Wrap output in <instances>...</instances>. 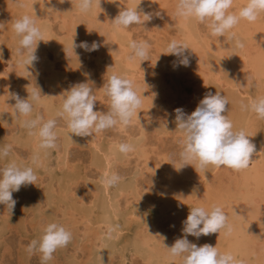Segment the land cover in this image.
<instances>
[{"label":"rangeland","instance_id":"rangeland-1","mask_svg":"<svg viewBox=\"0 0 264 264\" xmlns=\"http://www.w3.org/2000/svg\"><path fill=\"white\" fill-rule=\"evenodd\" d=\"M11 1H13V0H11ZM14 1L17 3H14ZM14 1L11 2V5H12L11 9L6 10L5 12L0 11V23H2L4 25V26L0 27V31L2 29V31L0 32V59H1L0 60V73L1 72H8L7 78L3 79L1 84H0V148H3L4 145H11L12 146V150H11L9 157H7L5 161L4 160L0 161V167L5 166L9 162V160L15 161L17 163L19 162L18 164H20V163L23 165L25 164L26 166L31 165L34 167V170H35L36 174L38 175V181L36 183L37 186L28 185V188L30 187L29 189H27L30 193L28 196L25 195L22 188L19 192L13 193V199H15L17 201V203H16L17 206L15 205L12 212L10 210H7L6 205L0 204V222H1L0 223V264H41V259H40L41 254L40 253L34 252L33 254L30 255L26 250L27 246L29 245V243L32 240H39L40 237L42 236L41 235L42 232L39 231V228H40V225L45 222L44 219H46L45 217L37 218V215H36L35 209H34V207L36 205L35 202L39 203V207H40L39 209H41V211L43 210V212H45L47 215H49L52 218V222H56L58 224L65 226L68 230L71 231L72 236H73V239L68 244V246L65 248L58 249L54 253V258L51 261H49L48 264H89V263H92V262H90V258H89L90 247L93 246V244L91 245L90 239H92V238L94 239V237H93L94 233H93V235H92V233H91V235L85 233L86 229H85L84 223H82V222H84L82 215L75 212V216L70 220L68 215L65 214L67 207H66V202L63 201V199L65 200L67 197H62L63 199L61 198L63 203L57 202V200L54 199V201H55L54 205L52 204L50 206V205H48V200L43 198V193L50 190L51 187H54L55 191L60 192L58 182L57 181H51V179H50V174H51V171H50L51 168L50 167L55 166V164L58 163L60 160L61 161L64 160L66 162L67 166H69L68 168L71 171L73 170L72 172H74L73 174L75 175V179H78V180H76L75 183L71 184V188H72L71 190H72L73 196L76 198L75 201L74 200H72V201L78 205L84 203V205L88 208L94 199V195H93L91 188L87 184L86 180L89 179V180L96 181L100 177V172H99V170H97L95 167H93L91 165L92 153H91L90 148L82 147L80 145H73V146H71L69 151L65 154V150L63 149L64 148V146H63V135L61 134V132L66 131L68 128L66 121L59 116H52V117L48 116L46 114V106L44 104L38 105V101H36L37 103L30 101V103H33V112L31 113V116L27 117L26 119H34L37 116H43L45 120H47V119L57 120V128H56L57 136H58L57 147L55 149H47V154H48L49 160L47 159L46 165H42V167L39 166L41 164H38V167H39L38 168L37 165L36 166L32 165V157L33 156H32L31 149L28 147L21 146L17 142L18 136H19V138L20 137L23 138L24 137L23 135L29 133V129H27L24 126L25 118L24 117H17V114L13 108V106L15 104V100L12 99V94L16 93V94H19V96H20V88H21L23 81H22V79H21V77L17 71V68H16L17 65L16 64L13 65L11 63H12V61H15V60L18 61V59H19V61H23V59H24L21 55L18 54L20 37H18L16 35V33L13 29L14 22L16 20L22 18L23 16L28 15L37 21V24L40 28L43 27V28H46V30L48 32L50 31L49 33L51 35H53L54 38L66 39V38H68V35L71 34L72 42L76 45V47H74V45L70 46V44H69V46L67 47V46H65V43H66L65 42L62 45L65 48H64V50L62 48V50H61L62 52H60L61 57L57 60H55L54 52L50 47H47V46L43 47L41 49L43 51L41 52V50H40V52H39L42 55H39V53L38 54L36 53V55L38 57V61L34 62L33 65L29 64V73H30L29 82H30L31 90L27 92V95L24 98L28 99L29 94H31L34 90L39 91V88H40L41 99L39 100V102L40 101L48 102L49 100H51L53 105H55V107L57 106L56 108L62 107L63 97L60 98L59 96L65 90L69 89L73 84L80 83L81 82V80H80L81 74L80 73H83L85 76H87L88 82L91 83L90 87H92L93 94L96 96L97 102H96V106H95L94 110L98 109L97 111L106 112L108 110V107H109V101H108V98L106 97L105 91L103 90V86H104V83L107 81L108 77L105 73H103L101 61L98 60V58L96 59V57L98 56V52L97 51L88 52V51H85L83 48H79V45L81 44L83 38H85V36H87V34H89V32L87 31L88 30V24H87L88 21L87 20L85 21V19L81 18V20L79 21V26H78L79 31L74 32V33H70V31H69L70 28H67L69 30L62 29V24H63V21L61 19L62 14L57 7L58 2H60L61 0H14ZM107 1L115 2L116 3V7H115L116 9L114 8L113 10L112 9L108 10L106 7ZM131 1H133V0H98L99 3L94 5V7L91 9L93 11L89 10V13H91L90 17L93 19V21L96 22L100 18V16L102 15L101 18L108 21L110 24H113L114 19L117 17V15L119 14L120 11L130 8V2ZM141 1H143L147 5L146 10L152 14V18L149 21H143V18H142L141 24L132 25L128 29H120L119 28V30L121 31V35L126 39L125 41H126L127 47L129 48L130 55L132 54V49L129 47L131 41H137V42L146 41L150 45L149 55L147 57V61H141V60L139 61L140 62L139 74L141 76L138 75V77H139V80L141 82H139L138 78H137V80H136L137 84H135L139 88V93H140L141 97L142 98L143 97L148 98L150 102H149V104H147V108L138 112L139 116H138V118L137 117L135 118L134 123L131 126H128L125 128L117 127L114 129L106 130L100 134H96L99 137H101L102 139H104L105 142L114 141V142H117L119 144L120 143H128L129 139L132 138L136 143H137V141L141 142V143H137V144L141 145V149L143 152L141 155V156H143V158L140 157V155L136 154V151L128 154L127 157L125 158V160L123 161V163H119L115 167V173H118L122 177V179L118 185L112 187V188H114L113 189V195H115L117 193L116 190L119 187H123V189H125L124 191H129V193L135 192V195H132V194L128 195V192L121 194V195H120V193L119 194L117 193L115 195V196L120 195V197L117 198V201H118L117 205H118V208L120 211L119 215H121V217L119 216L117 218V220L115 219L113 221V222L119 221L118 223L116 222L118 225L116 223H113V224H114L115 228H118L117 230L121 234V236L119 234V238H118L119 241H117L118 244H117V248H116L118 250L112 256L111 264H132V263L133 264H146V260H145L146 258H143V257L148 256V253L146 251L147 249L146 250L144 248H143L144 250L142 248L138 249L139 243L142 244V242H143L142 241L143 239L141 237H138V236H140L141 234H142L141 236H143V237L145 236V230H144V232H142V231H143V228H145L144 225L147 224V222L149 221L150 218H152V220H153V219H157V217H159L158 215H160V213L163 211L162 210L163 208H160V207L164 204L163 201L165 199V194H166L165 190L169 187L168 181H169L171 176H175L176 172L182 170V169H180V152L182 150L181 141L183 139V136H182L183 133L177 129V125L175 123V118H174L175 113L172 111H174L177 108H182L180 106L181 104L187 103L186 101H190L194 97V94H193L194 90L193 89H195V84L198 82L195 81V79L193 77H196L199 75V74H197V72H195V74H194L193 73L194 70L198 69L196 71H198L199 73H203L205 71V69L203 68L204 64L203 65L198 64V65H202L199 68L197 66V64L195 65L194 63H192L193 65H190L191 68L190 67L188 68L190 70V72L188 71V69L182 70L184 72L175 71L176 72V77H175V72L172 70V67H171L172 71L168 70L165 73V78H167L166 81H167V83L169 82L168 85L170 84V86L172 87V90L170 92V96L172 97L173 101L175 98L177 100V102L174 101L175 103H173V107L175 109L170 111L169 110L170 107H168V105H167V100L163 97H160V95H158L157 92L154 90V88H153L154 86H152L153 82L152 81L144 82L145 80L141 77H143V75H145V74H148L149 68H150L149 70H152V68H153L157 72H159L160 71L159 65L162 63V61L164 59L169 58V57H166L168 54L166 51L168 44L172 40H176L178 42L179 39L182 38V35L186 32L185 29L182 26L180 27L179 26L180 24H178L180 17H178L176 19V14L174 15V13H176L175 10L177 7L178 0H155L157 2L155 4H151L153 0H141ZM238 3H240L239 5H241V7H243L246 4V2H238ZM242 3H243V5H242ZM16 4L18 6H16ZM21 4L23 6H21ZM100 4H101V7L97 6ZM45 7L46 8L48 7L47 10ZM234 7H235L234 10H237V11L239 10L238 4L237 5L234 4ZM94 8H97V9H94ZM34 9H35V11H34ZM99 9L101 10V11H99L100 16H99V13L97 12ZM29 10H31V11H29ZM104 10H106L108 12H105ZM150 10H151V12H150ZM111 11H113V12H111ZM35 12L38 14H36ZM93 12H95V13H93ZM103 12H105V13L103 14ZM156 13H159V15H156ZM260 15L261 16H259L258 18L261 21L262 20L264 21V13H262ZM189 20H190V22H189L188 28H191L192 31L194 29V32H195L196 31L195 29H197V27H198V29L195 33L197 35H199L198 37H200L202 41H204V40L207 41V43H209L210 46H215L219 43H221V46H224L225 45V44H223L224 39H228V37L233 33V32H231L230 35L228 33L225 34L226 35L225 38H223V37L222 38L212 37V36H210L208 29L206 28L205 25L198 23L195 19H193V20H195L194 22L192 19H189ZM174 21L178 22V23H175ZM194 24H195L196 28H194ZM192 27H193V29H192ZM84 28H86V29L84 30ZM97 28L99 29V27L96 24V27H95L96 31L98 30ZM180 32H181V34H180ZM90 37L92 38V36H90ZM67 49H68V51L70 50V52H67V54L64 55V52H66ZM212 52L213 51H211V53H210L212 58L217 57V59H218V54L215 55V53L213 52L214 54H212ZM42 56L45 57L46 60L51 62V64L54 67V70L56 71V74L60 75L59 76L60 80L57 81V83H56L57 84V90H58V94H57L56 98H52V96H50L51 95L50 89L46 84V81H47V78L50 74V71L46 67H44L42 63H40V57H42ZM43 57L41 58V60L43 59ZM68 57H72V59L74 60V63H70L68 60ZM217 59H215V61ZM191 70H193V71H191ZM171 72H173V74H174L173 78L174 77L176 78L173 80L176 81L179 79L178 81H176L174 83H172L170 81V79L172 77ZM178 73L180 74V77H179ZM189 73L192 75V78H190L191 75ZM170 74H171V76H170ZM213 74H214L213 77L210 78L211 82L208 83V85L210 84L208 86L209 89L207 91H205L204 95H206V93H209V92H211L212 94H215L217 92V90L222 95H225L228 99V102L230 103L228 105V106H230V107H228L229 113H230V114H228V116L232 117V119L230 117L229 118L231 119V121L235 127L234 130L235 129H238L236 131L243 130V131H245L246 135L247 134L250 135L249 126H246V125L247 124L250 125V123H248L250 121L249 120L250 115H252V114L254 115L255 113L251 112L250 109L244 108L242 106H249L253 100L259 98L258 96H261L263 94L264 87L261 85L262 83H259L258 81H256L254 79L249 87H241V86L236 87L237 84L235 83L234 79L232 80L233 74L231 73V71L229 69H227L225 71L224 75L222 76L223 77V78H221V79H223V80H221L222 83H219L220 79L219 80L217 79L215 72ZM228 75H230V77ZM194 82H196V83H194ZM214 84H215V86H214ZM141 87H142V89H141ZM221 87H223V88H221ZM235 88H236L237 92L235 91ZM151 89H152V91H151ZM261 90H262V92H261ZM144 91H146L149 95L147 93H145ZM181 91L183 93H181ZM241 91L245 92V93L248 92V94L245 95ZM255 91H257V92H255ZM173 92L174 93L176 92V94L173 95ZM253 92H254V95L252 94ZM46 96H49V97H46ZM230 96L232 97V100H231ZM195 100H197V99H195ZM146 103H148V102H146ZM177 105H178V107H177ZM197 106H196V104L193 105V111H195V108H197ZM248 111L250 112L249 113L250 115L248 114ZM171 113H173L172 116H171ZM185 113L188 114V112H185ZM169 114H170V116H169ZM225 114H227V113H225ZM246 116H248V117H246ZM255 116H257V115H255ZM170 117H173L174 119L171 118L169 120ZM234 119H236V120L233 121ZM247 119H248V122H247ZM6 120H7V122L9 121V123H6L5 122ZM260 120L262 123V125L260 126V130L263 129L262 130L263 132L260 131V134L262 135L264 133V120H262V119H260ZM167 121H168V124H167ZM244 127L245 128L248 127V128L244 129ZM161 129H163L164 132H166V133L162 134ZM177 131H180V132L178 133ZM93 136H95V135H93ZM140 140H142V141H140ZM63 156H64V158H63ZM14 157H16L17 159ZM263 157H264V153H263ZM252 165H253V163L250 164L249 167H252ZM58 167H59L58 168V174H61L62 173L61 167L64 168V166L60 165ZM193 167L192 166H186L185 168H183V169L188 168L189 170L191 169L189 171L191 173L189 174V178H188V179H190V181H188V179H186V181H185V182H187V184H186L187 187H185V189L188 192L190 191V193H191V190L193 191L191 193V195H195V193H197L199 191V190H197V187L200 189L202 186H208V188L210 186V188L213 187V189L215 186H217L215 188L214 194L217 193V195H218V193L221 192V190H222L221 186H223V188H225L224 189L225 192H227L228 194L230 193V195L235 194L233 199H235V197H236V199H235L236 203L232 204L233 202L229 198H231L233 196H230V195L228 196L224 192L226 194V197H225V196H223V192L219 193V196H223L224 200L231 203V204H227L228 202H226L220 206L225 211V214L227 213L226 215L228 216L229 220L231 218L229 216L230 213H228V212L230 211V209H232L231 206L238 208L237 210H239V208L241 210H244L245 206H247V204H249V201H252V200H253L252 203H254V201H256V202L254 204L250 203L251 206L253 208H254V206H255V208L258 207L260 212H262L261 215H264V204H263L264 203V193L262 194V193L255 192V193L251 194L252 186L250 187L248 185L243 184V182L241 181V172L240 171L238 172L236 170L229 169L227 167L215 168L214 170H212L211 167L209 168L210 170H207L208 169V167H207V168H205V171H204V170H200V169L195 170V168L193 169ZM36 169L38 170V172ZM138 170H140V172ZM211 170H212V172H210ZM215 170H217L218 172L215 173L216 172ZM249 170H250V168H247L246 171H249ZM192 171H194V172H192ZM201 171L203 173H206V174H204V176H205L203 178L204 180H199V178L202 177L199 175V173H201V175H203ZM213 171H215V172H213ZM210 173H212V174L210 175ZM208 174H209V176H208ZM214 175H215V177L217 175L218 178L212 177ZM210 176H211V179H210ZM193 178H194L195 182H193ZM196 178H197V180H196ZM206 180L208 181L209 184L207 183ZM234 180H236V181H234ZM204 181H206V182L203 183ZM217 181H218V183H217ZM185 182H183V183H185ZM238 185H240L241 187ZM193 186H195V187H193ZM228 186L230 187V189L228 188ZM234 186L236 189L234 188ZM33 187H34V190H33ZM182 187H184V186H182ZM246 187L247 188L249 187L248 188L249 190ZM41 189H42V192H41ZM216 189H218L219 191L217 190L218 192H216ZM247 190H248V192H247ZM212 191H214V190H212ZM33 192L37 193L38 195L33 194ZM199 192L194 196L195 198H193V196H192V200L194 201V203H190L187 206V208L189 209L188 212L190 211L191 205H192L191 207H193L194 205L197 206L200 203V201H198V194H199V199L202 200L203 202H205V204H204L201 201L203 203L202 204L203 207H204V205H207V207L210 206V204H208V203H210V199L204 198L203 193H201V192H204V187H202V189ZM241 192H242V196L244 195L243 192L245 193V195L243 197L241 195H239V193H241ZM200 194L202 195L201 197H200ZM238 195H239V198L237 200ZM240 196L242 198H240ZM248 196H250V198ZM246 197L249 198V201H248V198H246ZM69 202H71V201H69ZM196 202H197V204H196ZM212 202H214V200ZM237 203L240 206L236 205ZM56 204H57V206H55ZM32 205H34V207H32ZM233 205H236L238 207L233 206ZM133 206L135 208H133ZM136 206H138V207H136ZM196 206H194V207H196ZM23 207L25 209H23ZM120 207H121V209H120ZM207 207L205 206V208H207ZM243 207H244V209H243ZM137 208H139L140 211ZM46 209H48V211ZM131 209H132V211H131ZM129 210H130V212H129ZM52 212H53V214H52ZM94 212H95L94 218L96 219V221H98L99 218H96V217H99L102 214V210L100 209V207H97L94 210ZM127 212H128V214H127ZM134 212L138 213L140 215L139 216L140 218L132 216V214ZM241 213H244V212H241ZM123 214H125V215H123ZM149 214H150V216H148ZM127 215L129 216L128 218H126ZM145 215H147L148 218ZM53 216L54 217L56 216V217L54 218ZM120 218H122V219H120ZM142 218L143 219L145 218L144 222H143ZM127 219H128V221H127ZM124 220H126V222ZM135 221H139V222L135 223ZM125 223H128L129 225H127ZM140 223L143 224V225H140L141 227L139 226ZM162 224L164 227V225L166 223H162ZM116 225L118 227H116ZM120 225H121V227L119 228ZM138 226H139V228H137ZM257 227H258V225H257ZM98 228L99 227L97 225L92 227L91 232L99 233ZM125 228H127L126 231L122 230ZM37 231H38V233H37ZM136 232H137V235H136ZM106 233H107V230H106ZM36 234H37V236H36ZM154 234H153V236H154V238H156L155 241H157V242L160 241V239H161L160 234L159 233H154ZM132 239H134V240H132ZM134 241H135V244H134ZM259 241H260V243H259ZM259 241H258V247L257 248L259 250L260 249L263 250L264 249V239H261ZM119 242H120V245H119ZM126 243H127V245H126ZM154 244L156 245V248H157L158 244H156V242L153 243V245ZM123 245H124V247H123ZM136 249H138V250H136ZM136 251H138V252H136ZM116 254H117V256H116ZM243 261H244V263H246L245 260H243Z\"/></svg>","mask_w":264,"mask_h":264},{"label":"bare ground","instance_id":"bare-ground-1","mask_svg":"<svg viewBox=\"0 0 264 264\" xmlns=\"http://www.w3.org/2000/svg\"><path fill=\"white\" fill-rule=\"evenodd\" d=\"M10 1L11 0H0V9H1L0 11L1 12H5L6 10L11 9V6H12L11 2H13L14 0L11 2ZM238 2H246L247 3V0H235L234 4L235 5L238 4V9H239V8H241V5H239L240 3H238ZM14 3H17V2L14 1ZM155 3H157V2L155 0H153L151 4H155ZM242 5H243V3H242ZM16 6H18V5L16 4ZM97 6H99V5H97ZM57 7L62 14V18H61L63 21L62 29L70 28V30L67 29L70 31V33H74V32L79 31L78 26H79V21L81 20V18L85 19V21L86 20L88 21V23H87L88 24V30L87 31L89 32V34H87V36H85V38H83L82 42L87 41L89 46H91L92 42L95 41L99 45V48L97 50L98 56L96 57V59L98 58V60L101 61L103 73H105L107 75V77H109L113 74H117V75H120V76H123V77H126L128 79L133 80L134 84H137V82H136L137 78H138V81L141 82L139 80V77H138V75H140L139 74V71H140V67H139L140 62L139 61L140 60L130 61L128 59L130 56V51L126 45V41H125L126 39L121 35V31L119 30V28L115 27L113 24H110L108 21L101 18L102 15L100 16V13H99V11H101L100 9L98 11L96 10L99 13L100 18L95 22L90 17L91 13H89V11L86 13H83L80 11L79 0H61L60 2H58ZM106 7L108 10H111V9L113 10L116 7V3L107 1ZM47 8H46V10H47ZM130 8L134 9V10L138 9V11H140V12H148L146 10L147 5L141 0L131 1L130 2ZM94 9H97V8H94ZM31 10H29V11H31ZM34 11H35V9H34ZM91 11H93V10H91ZM104 11L108 12L106 10H104ZM105 12H103V14ZM111 12H113V11H111ZM150 12H151V10H150ZM93 13H95V12H93ZM36 14H38V13H36ZM175 14L176 13H174V15ZM177 18H178V16L176 15V19ZM194 21L195 20H193V22ZM189 22H190L189 19L186 20L183 18H179V23L175 22V23L180 24L179 26L180 27L182 26L186 31L185 33L182 31L184 34L182 33L183 34L182 38H180L178 42L186 45L187 48L189 49V50H186V53H185L189 57V60H190L189 65L188 66L180 65L178 67L174 66L173 61H177V64L179 63L177 58L175 56H172V55H167L166 57H169V58L164 59L162 61V63L159 65L160 66L159 72H157L153 68H152V70H149L150 69L149 68L148 74H145V75H143V77H141L145 80L144 82H148V81L153 82L152 86H154L153 87L154 90L157 92L158 95H160V97H163L167 100V105H168V107H170V109H169L170 111L175 109L173 107V103H175L174 101L177 102V100L175 98L173 101L172 97L170 96V92L172 90V87L170 86V84L168 85L169 82L167 83V81H166L167 78H165V73L168 70H170V71L173 70L174 72L175 71L184 72L182 70L188 69L190 67V65H193L192 63H194L195 65L197 64V66L199 68H200V66H202L204 64L203 68L205 69V71L203 70L204 71L203 73H199L198 71H196L198 69L194 70V72H193L194 74H195V72H197V74H199L198 76L193 77L195 79V81L198 82V83L194 82V83H196L195 89H193L194 90V93H193L194 97L192 96L194 99L192 98L190 101H186L187 103L180 105L185 110V112H188V115L191 114L192 112H194L193 111V105L196 104V106H197L199 104V102L204 98L205 91H207L209 89L208 86L210 84L208 85V83L211 82L210 78L213 77L214 72H215L217 79L218 80L220 79L219 83H222L221 80H223V79H221V78H223L222 76L224 75L225 71L227 69H229L231 71V73L233 74L232 80L234 79L235 83L237 84L236 87H238V86L249 87L254 79L256 81H258L259 83H262L261 85L264 87V21L263 20L261 21L258 18L257 21L254 23H249L246 20H242L238 24V26L232 30L233 33L231 35H230L231 32L228 33L230 36L229 37L227 36L228 39H224V43H223V44H225L224 46H221V43H219L215 46H210L209 43H207V41H205V40L202 41L201 38L198 37L199 35H197L195 33L197 31L198 27H197V29H195L196 30L195 32H194V29L192 27V29H193V31H192L191 28H188ZM96 24L99 27V29L97 28L98 29L97 31L95 29ZM194 28H196L195 24H194ZM40 29L44 33V41L45 42L41 41L39 43V46H38L37 52H36L37 54L40 52V50L43 47L47 46L53 50L55 60H57L61 57L60 52H62L61 51L62 48L64 50L65 47H63L62 45L65 42H66L65 46H67V47L69 46V44H70V46L74 45V43L72 42L71 34H69L68 38H66V39H61V38L59 39V38H54L53 35H51L49 33L50 31L48 32L46 30V28L41 27ZM85 29L86 28H84V30ZM1 31H2V29H1ZM180 34H181V32H180ZM90 36H92V38ZM237 42L239 44H242L243 46L242 47L237 46ZM42 51L43 50H41V52ZM211 51H213L215 53V55L218 54V59H217V57L216 58L214 57L215 59H217L216 60L217 62L215 61L214 58H212V56L210 54ZM67 52H70V50L68 51V49H67L66 52H64V55H66ZM213 52H212V54H214ZM39 55H42V54L39 53ZM42 57H40V63H42L43 66L46 67L50 71V74H49L47 81H46V84L50 89V94H51L50 96L56 98V96L58 94L56 83H57V81L60 80V77H59L60 75L56 74V71L54 70V67L51 64V62L46 60L45 57H43V59L41 60ZM68 60L70 63H74V60L72 59V57H68ZM11 64L17 65V67H16L17 71H18V73H19V75L23 81L21 88H20V97L23 99H26L24 97H26L27 92L31 90V86H30V82H29V79H30L29 64H25V63H23V61H19V59H18V61L17 60L12 61ZM198 64H202V65H198ZM171 67H172V70H171ZM188 71L190 72L189 69H188ZM191 71H193V70H191ZM80 74H81V76H80L81 82H88L87 76H85L83 73H80ZM171 74H172V77H171L170 81L172 83L179 80L178 79L180 77L179 73H178L179 77L177 76L178 80H176V81L173 80V79H176L175 78L176 72H175L174 78H173V75H174L173 72H171ZM171 74H170V76H171ZM7 76H8V72H1L0 73V84H1L3 79L7 78ZM228 76L230 77V75H228ZM190 78H192V75ZM204 82H205V85H204ZM215 84H214V86H215ZM221 88H223V87H221ZM141 89H142V87H141ZM151 91H152V89H151ZM235 91H236V88H235ZM144 92L147 93L146 91H144ZM217 92H218V90H217ZM255 92H257V91H255ZM261 92H262V90H261ZM181 93H183V92L181 91ZM242 93H244L245 95L248 94V92H246V93L242 92ZM174 94H176V92L175 93L173 92V95ZM252 94L254 95V92ZM258 97H264V92L261 96H258ZM195 99H197V100H195ZM142 100H143L142 107L139 111L147 108V104H149V102H150L149 99L146 97L145 98L143 97ZM231 100H232V97H231ZM146 102H148V103H146ZM41 104H44L46 106V114L50 117L56 116L57 113L61 111V107L56 108L57 106L55 107V105H53L51 100H49L48 102H42V101L39 102L38 101V105H41ZM177 107H178V105H177ZM228 107H230V106H228ZM172 112H174V111H172ZM249 113L250 112L248 111V114ZM172 114L173 113H171V116H172ZM228 114H230V113H228ZM252 115H250V119H249L250 121L249 122L247 119V122L250 123V125L247 124L246 126H249L250 130L249 129L248 130L250 132V135H248V134L247 135L250 137L251 141L256 145V153L252 157V160H253L252 167H248V168H250V170L246 171L247 169H244V170L240 171L241 172V181L243 182L244 185H248L250 187L252 186L251 194L255 193V192L263 194L264 193V157H263L264 133L262 135L260 134V131L263 132L262 131L263 129L260 130V126L262 125L261 120L258 119L257 116H255L256 114H254L253 116ZM138 116H139V114L137 113V118H138ZM169 116H170V114H169ZM246 117H248V116H246ZM171 118H173V117H170L169 120ZM230 118L232 119V117H230ZM235 120L236 119H234L233 121H235ZM5 122L9 123V121L7 122V120ZM167 124H168V121H167ZM247 128L248 127H246V128L244 127V129H247ZM235 130H238V129H235ZM161 131H162V134L166 133V132H164L163 129H161ZM177 132L179 133L180 131H177ZM61 134L63 135V146H64L63 149L65 150V154L69 151V149L73 145H80L82 147L90 148L91 153H92L91 165L93 167H95L97 170H99V172H100V177L96 181L89 180V179L86 180L87 184L89 185V187L91 188V190L93 192L94 199L88 208L84 205V203L78 205L72 201V200L75 201L76 198L73 196V193L71 190L72 189L71 184L75 183L76 180H78V179H75V175L73 174L74 172H72L73 170L71 171L68 168L69 166H67V164L64 160H62V161L60 160L58 163L55 164V166L50 167L51 168L50 179H51V181H57L58 182L60 192L55 191L54 187H51L50 190L43 193V198L48 200V205H50V206L52 204L54 205V203H55L54 199L57 200V202H61V203H63V201H65L66 207H67L65 214L68 215L70 220L75 216V212L82 215L83 220H84V222H82V223H84L85 229H86L85 233L90 234V235H91V233H92V235L94 233V235H93L94 239L93 238L90 239L91 245L93 244V246L90 247L89 258H90V262H92V263H89V264H111L112 256L118 250L116 248H117V244H118L117 241H119L118 238H119V234H120L117 230L118 228H115V226L113 224V223L117 222V221L113 222L115 219L117 220V218L119 216L121 217V215H119L120 211H119V208L117 205V202H118L117 198H119L121 194H124L127 192H128V195H130V194L135 195V192L129 193V191H124L125 189H123V187H119L116 191L118 194L120 193V195L115 196L117 193L115 195H113V189L114 188H112V187L111 188H105L101 182V178L104 176L105 173L111 174V173L115 172V167L119 163H123V161L125 160L127 155H123L118 151L119 143L114 142V141L105 142V140L102 139L101 137H99L98 135H95L92 137L91 136L79 137V136L73 135L68 128L66 131L61 132ZM23 136H24L23 138L22 137L19 138V136L17 138V142L19 143V145L24 146V147H28L31 149L32 156H37L39 158L38 164H41V165H39L40 167H42V165H46V163H47L46 161H47V159L49 160V157L47 154V150L41 149L39 147V143H40L39 137L37 135H29V133L25 134ZM140 141H142V140H140ZM128 143L132 144L134 146V149H135L134 151H136V154L140 155V157L143 158V156H141L143 153L142 149H141V145L137 144V143H141V142L137 141V143H136L132 138H130ZM14 158H16V157H14ZM63 158H64V156H63ZM60 165H63L64 168L61 167L62 173L58 174V168H59L58 166H60ZM210 167L212 168V170H214L216 168L214 166L209 165L207 170H210L209 169ZM193 169H194V167H193ZM140 170H138V171L140 172ZM190 170L188 168L182 169V170L176 172L175 176L170 177V179L168 181L169 187L165 190L166 194H165V199L163 201L164 204L160 207V208H163L162 209L163 211L160 213V215H158L159 217H157V219L152 220V218H150L148 221L149 223L147 222V224H145L146 226L144 225L145 228H143V231L140 229L142 232H144V230H145V236L144 237L141 236L142 234L140 236H138V237H141L143 239L142 244L139 243L138 249H141V248L142 249L144 248L145 250L147 249L146 251L148 253V256H147L148 258L146 256L143 257V258H146L145 259L146 264H183L181 258H179V257L172 258L168 252V249L165 246L171 247L175 243L176 239L182 238V222L184 220H186V218L189 214V212H188L189 209L187 208V206L190 203H194V201L192 200V196H193V198H195L194 196L202 189V187H204V192H201V193H203L204 198L210 199V203H208V204H210V206L207 207V205H204V207L205 206L207 207L206 209H210L213 205L221 206L223 203L228 202V201L224 200L223 196L226 197V194L229 196L230 193L228 194L227 192H225L224 191L225 188H223V186H221L222 187L221 192H223V196H219V193H221V192H219L218 195H217V193L214 194L215 188L217 186H215L214 189L212 186H211L212 188H210V186H209V188H208V186H202L200 189L197 187V190H199V191L197 193H195V195H191V193L193 191L191 190V193H190V191L188 192L185 189V187H187L186 186L187 182H185V181H186V179L189 178V174L191 173V172H189ZM212 170L210 172H212ZM204 171H205V169H204ZM215 171H213V172H215V173L218 172L217 170H215ZM37 172H38V170H37ZM192 172H194V171H192ZM202 174L203 175H201V173H199V175L202 176L201 178H199V180H204L203 179L205 177L204 174H206V173L202 172ZM211 174L212 173H210V175ZM217 175H216V177H217ZM208 176H209V174H208ZM212 177H215V175ZM210 179H211V176H210ZM196 180H197V178H196ZM188 181H190V179H188ZM206 181H204L203 183H205ZM234 181H236V180H234ZM183 182H185V183H183ZM193 182H195L194 178H193ZM207 183H208V181H207ZM217 183H218V181H217ZM34 186H37V185H34ZM182 186H184V187H182ZM238 186H240V185H238ZM193 187H195V186H193ZM29 188H28V186L22 187L26 196H28L30 194L29 191L27 190ZM228 188L230 189L229 186H228ZM234 188H235V186H234ZM33 190H34V187H33ZM212 190H214V191H212ZM217 190L218 189H216V192L219 191V190L218 191ZM248 190H247V192H248ZM41 192H42V189H41ZM33 194H37V193L33 192ZM243 194L245 195L244 192H243ZM239 195L242 196V192L239 193ZM239 195L237 197V200L239 198ZM201 196L202 195L200 194V197ZM230 196H233L229 199H231V201L233 202L232 204H235L236 203V200H235L236 197H235V199H233L235 194H231ZM241 196H240V198L243 197V196L242 197ZM62 197H67L66 198L67 200L66 199L64 200ZM248 197L250 198V196H248ZM248 197H246V198H248ZM61 198L63 199V201L61 200ZM249 198H248V201H249ZM68 200L71 202H69ZM213 200H214V202H212ZM198 201H200V203L197 206L203 207L202 204L203 203L205 204V202H203L202 200L199 199V194H198ZM252 202H253V200L249 201V204L246 203L247 206H245V209L243 207L244 210H241L240 208H239V210H237L238 208L231 206L232 209H230V211L228 212V213H230L229 216L231 218L230 220L228 219L229 224L232 226L231 234H225L224 232H222L219 235V233H215V234H210L208 236H201L199 239H197L196 237H193V236H188L189 241L191 243L197 244L198 246H202L204 244H210L212 246H217V250L220 253L231 254L234 257L236 264H264V249L259 250L257 248L258 247V241L261 239H264V215H261L262 212H260L258 207L255 208V206H254V208H253L251 206L250 203H252ZM255 202L256 201H254V203ZM35 203H36V205L34 204L35 207H34V205H32V207H34V209H35V213L37 215V218H41V217L46 218V219H44L45 222L40 225V228L38 227L39 231L42 232L41 233V235H42L44 227L48 223L52 222V218L49 215H47L45 212H43V210L41 211V209H39L40 207H39L38 202H35ZM254 203H252V204H254ZM196 204H197V202H196ZM227 204H231V203L228 202ZM15 205L17 206V204H15ZM236 205H238V203ZM236 205H233V206H236ZM55 206H57V204ZM194 206H196V205H194ZM238 206H240V205H238ZM238 206H236V207H238ZM97 207H100V209L102 210V214L99 217H96V218H99L98 221H96V219L94 218V214H95L94 210ZM136 207H138V206H136ZM133 208H135V207L133 206ZM23 209H25V208L23 207ZM120 209H121V207H120ZM137 209L139 210V208H137ZM46 210L48 211V209H46ZM131 211H132V209H131ZM129 212H130V210H129ZM241 212H244V213H241ZM52 214H53V212H52ZM127 214H128V212H127ZM123 215H125V214H123ZM132 216L138 218L140 215L138 213L134 212L132 214ZM145 216H147V215H145ZM148 216H150V214ZM148 216H147V218H148ZM128 217L129 216L127 215L126 218H128ZM120 219H122V218H120ZM144 219H143V222H144ZM124 221L126 222V220H124ZM127 221H128V219H127ZM137 222H139V221H135V223H137ZM162 223H166L164 225V227H163ZM125 224L129 225L128 223H125ZM96 225L99 227L98 228L99 233L91 232L92 227H94ZM117 225H116V227H118ZM140 225H143V224L140 223L139 226ZM257 225H258V227H257ZM139 226L137 228H139ZM110 227L115 229V231L112 233L111 238H109V235H107L108 229ZM120 227H121V225L119 226V228ZM127 228L122 229V230L126 231ZM106 230H107V233H106ZM137 232H136V235H137ZM37 233H38V231H37ZM154 233L160 234V237H161L160 241H158V242L155 241L156 238H154V236H153ZM36 236H37V234H36ZM120 236H121V234H120ZM132 240H134V239H132ZM155 242H156V244H158L159 247L157 246V248H156V245L155 244L153 245V243H155ZM259 243H260V241H259ZM134 244H135V241H134ZM119 245H120V242H119ZM126 245H127V243H126ZM123 247H124V245H123ZM138 249H136V250H138ZM136 252H138V251H136ZM117 254H116V256H117ZM243 260H245L246 263H244Z\"/></svg>","mask_w":264,"mask_h":264},{"label":"clouds","instance_id":"clouds-1","mask_svg":"<svg viewBox=\"0 0 264 264\" xmlns=\"http://www.w3.org/2000/svg\"><path fill=\"white\" fill-rule=\"evenodd\" d=\"M98 0H79V8L83 13L88 12ZM235 0H178L176 15L183 19H195L205 25L210 36L224 38L226 33L241 22L257 21L260 14L264 13V0H247V3L234 10ZM21 6H23L21 4ZM101 7V4L99 5ZM159 15V13H156ZM152 18L151 13L140 12L138 9H125L119 12L113 25L120 29H128L132 25H139ZM4 26L0 23V27ZM13 29L19 39L18 54L23 63L33 65L38 61L37 48L44 41V33L37 21L25 15L16 20ZM237 46L242 44L237 42ZM74 47L76 45L74 44ZM85 51H97L99 45L94 41L89 46L87 41L79 45ZM129 47L132 54L130 61H147L150 45L146 41H131ZM189 50L186 45L172 40L166 49L167 55L175 56L174 66H188L189 57L185 54ZM76 54V53H75ZM89 82L73 84L59 97H63L61 111L57 115L66 121L68 129L75 136L89 137L114 128L131 126L142 107V97L134 81L126 77L113 74L104 83L103 90L109 101L106 112L94 110L96 96ZM205 85V82H204ZM206 87V86H205ZM49 97V96H46ZM55 98V97H52ZM15 100L13 106L17 117H30L33 112V103L41 99V90H34L28 99H23L19 94L13 93ZM228 99L220 92L207 93L199 102L197 108L190 115L183 108L174 110L177 129L183 133L180 152V169L194 166L195 170H204L209 165L216 168L227 167L236 171L247 169L253 162L256 145L243 130H234V125L229 119ZM258 119L264 120V97L253 100L249 106ZM227 113V114H225ZM24 126L29 129V135H37L41 149H55L57 147V120L37 116L34 119H25ZM11 145L0 148V161L9 157ZM130 143H120L118 151L123 155L134 152ZM38 157H32V164L38 166ZM122 177L118 173H105L101 182L105 188L118 185ZM38 175L33 166L17 164L9 161L0 167V204L6 205L7 210L13 211L17 201L13 193L19 192L23 186L36 185ZM114 228L108 229L109 238L112 237ZM224 232L231 234L232 226L228 223V216L220 206L213 205L210 209L202 206L190 207L189 214L182 222V238L176 239L171 246H165L172 258H181L183 264H236L231 254L220 253L217 246L204 244L198 246L191 243L188 236L199 239L201 236ZM70 230L56 222L48 223L39 240H32L27 246V252L41 254V264H48L54 258V253L65 248L72 241Z\"/></svg>","mask_w":264,"mask_h":264},{"label":"crops","instance_id":"crops-1","mask_svg":"<svg viewBox=\"0 0 264 264\" xmlns=\"http://www.w3.org/2000/svg\"><path fill=\"white\" fill-rule=\"evenodd\" d=\"M56 116H58V115H56Z\"/></svg>","mask_w":264,"mask_h":264}]
</instances>
